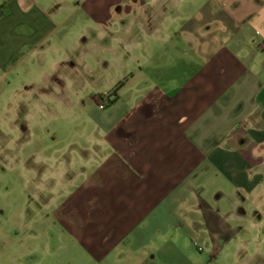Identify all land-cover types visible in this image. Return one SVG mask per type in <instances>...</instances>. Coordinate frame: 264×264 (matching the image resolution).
Masks as SVG:
<instances>
[{
	"label": "crops",
	"instance_id": "obj_1",
	"mask_svg": "<svg viewBox=\"0 0 264 264\" xmlns=\"http://www.w3.org/2000/svg\"><path fill=\"white\" fill-rule=\"evenodd\" d=\"M126 1L85 0L84 12L112 19ZM174 1H140L144 27L154 23L156 40L140 49L136 68H128L132 79L113 104L123 102L128 113L109 124L108 138L128 159L110 170L141 176L122 183L130 205L123 222L140 227L164 213L166 234L174 229L207 240L209 229L217 236L221 220L264 218V0H200L185 12L182 33L169 30L173 15L182 13ZM72 7L74 0H0V86L6 77L49 76L50 66L64 63H50L61 53L74 58L70 42L78 20L66 26ZM69 65V75L76 74V65ZM116 185L99 190L106 197ZM107 198H99L106 207ZM141 231L124 237H144ZM137 244L136 252L145 249ZM159 255L142 264L171 263Z\"/></svg>",
	"mask_w": 264,
	"mask_h": 264
},
{
	"label": "rangeland",
	"instance_id": "obj_2",
	"mask_svg": "<svg viewBox=\"0 0 264 264\" xmlns=\"http://www.w3.org/2000/svg\"><path fill=\"white\" fill-rule=\"evenodd\" d=\"M140 1L127 0L112 19H90L85 0H74L66 25L78 20L70 42L74 58L61 53L50 63H64L50 66L49 76L6 77L0 86V264H142L155 254L170 258L166 264H264V218L221 220L217 236L209 229L207 240L174 229L166 234L164 213L140 227L120 219L130 209L122 183L140 174L110 170L128 159L108 138L109 124L128 113L123 102L113 105L111 94L132 79L128 68H136L140 49L156 40L154 23L144 27ZM190 1H174L182 13L173 15L169 30L182 33L185 12L200 3ZM72 62L77 73L70 76ZM40 80L46 85L36 87ZM116 183L120 188L106 197L99 190ZM99 196L108 197V207ZM133 229L144 237H124ZM138 242L145 246L140 252Z\"/></svg>",
	"mask_w": 264,
	"mask_h": 264
},
{
	"label": "trees",
	"instance_id": "obj_3",
	"mask_svg": "<svg viewBox=\"0 0 264 264\" xmlns=\"http://www.w3.org/2000/svg\"><path fill=\"white\" fill-rule=\"evenodd\" d=\"M125 84V82H121L114 90H113V92H112V96L114 97V101H113V103H115L117 100H118V98H119V91H120V89L123 87V85Z\"/></svg>",
	"mask_w": 264,
	"mask_h": 264
},
{
	"label": "built area",
	"instance_id": "obj_4",
	"mask_svg": "<svg viewBox=\"0 0 264 264\" xmlns=\"http://www.w3.org/2000/svg\"><path fill=\"white\" fill-rule=\"evenodd\" d=\"M244 129L248 130V129H251V127L248 124H245Z\"/></svg>",
	"mask_w": 264,
	"mask_h": 264
}]
</instances>
